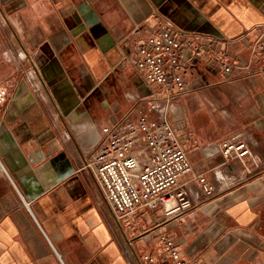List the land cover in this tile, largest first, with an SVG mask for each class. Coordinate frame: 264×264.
<instances>
[{
    "label": "crops",
    "instance_id": "1",
    "mask_svg": "<svg viewBox=\"0 0 264 264\" xmlns=\"http://www.w3.org/2000/svg\"><path fill=\"white\" fill-rule=\"evenodd\" d=\"M158 19L212 37L240 66L205 69V53L183 95L138 79L126 42ZM258 38L264 0H0V264H135L129 247L154 252L163 232L185 264H264ZM124 115L169 121L192 165L187 209L116 219L80 168ZM234 134L250 155L225 160L219 141Z\"/></svg>",
    "mask_w": 264,
    "mask_h": 264
},
{
    "label": "built area",
    "instance_id": "2",
    "mask_svg": "<svg viewBox=\"0 0 264 264\" xmlns=\"http://www.w3.org/2000/svg\"><path fill=\"white\" fill-rule=\"evenodd\" d=\"M131 51L129 61L138 79L170 94L190 91L187 72L198 58L205 69L218 68L231 74L240 65L225 49H217L214 39L196 32H181L168 20L137 26L126 42ZM252 50L264 52V39L258 38ZM103 138L81 167L88 169L116 219L132 215L141 208L152 210L161 205L165 215L180 213L190 206L186 189L180 183L192 174V165L169 121L124 115L111 126L102 127ZM218 149L225 160L250 155L245 141L234 134L219 141ZM202 189L212 187L204 175H192ZM154 252L137 255L129 247V262L137 264H185L179 248L167 233L158 236Z\"/></svg>",
    "mask_w": 264,
    "mask_h": 264
}]
</instances>
